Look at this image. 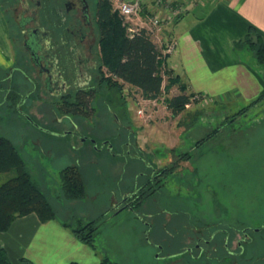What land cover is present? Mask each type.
<instances>
[{
    "label": "rangeland",
    "instance_id": "obj_1",
    "mask_svg": "<svg viewBox=\"0 0 264 264\" xmlns=\"http://www.w3.org/2000/svg\"><path fill=\"white\" fill-rule=\"evenodd\" d=\"M1 1L0 81L8 82L18 42L13 44L16 26ZM108 1L114 10L115 0ZM190 1H183L185 11ZM116 15L130 35L135 21ZM166 26L160 39L153 35L162 56L171 40L165 37ZM102 36L99 21L90 117L67 112V105L43 92L34 101L28 98L19 111L0 106V135L17 145L57 219L70 226L95 219L94 244L101 259L108 256L118 264H264V97L252 104L236 92L205 96L167 63L157 99H144L128 83L116 92L101 79ZM250 38L261 42L256 32ZM244 47L251 56L248 63L264 79V63L248 44ZM176 75L185 83L190 103L174 115L167 100L181 93L180 84L170 82ZM116 116L128 128H121ZM106 138L115 144H106ZM71 165L79 166L86 182L80 199L65 198L61 189V170ZM155 173L161 174L158 180ZM15 175V170L0 172V184ZM150 185L156 189L152 195ZM134 194L140 196L137 205L121 207Z\"/></svg>",
    "mask_w": 264,
    "mask_h": 264
},
{
    "label": "crops",
    "instance_id": "obj_2",
    "mask_svg": "<svg viewBox=\"0 0 264 264\" xmlns=\"http://www.w3.org/2000/svg\"><path fill=\"white\" fill-rule=\"evenodd\" d=\"M190 2L188 11L164 31L165 37L178 41L176 51L165 54L167 66L205 96L236 92L248 100L259 97L264 93L263 75L248 63L247 48L236 43L250 25L264 35V0ZM0 246L12 264H96L101 260L99 251L79 240L62 220L42 222L36 213L19 217L8 230L0 231Z\"/></svg>",
    "mask_w": 264,
    "mask_h": 264
},
{
    "label": "trees",
    "instance_id": "obj_3",
    "mask_svg": "<svg viewBox=\"0 0 264 264\" xmlns=\"http://www.w3.org/2000/svg\"><path fill=\"white\" fill-rule=\"evenodd\" d=\"M116 14L118 12L113 10L112 4L108 0H103L99 18L103 35L100 51L101 79L107 81L116 92H122L123 84L128 83L140 89L144 99H157L163 89L162 69L166 63V57L162 56L157 44L145 28L127 35ZM252 32H256L260 43L252 41L250 38ZM246 44L254 51L256 59L264 63V35L253 25L249 26L246 35L236 43V46L242 47ZM103 67L106 70H103ZM170 82L180 84L181 93L167 100L168 107L174 115H177L190 103V95L185 91L186 85L180 80L179 75L174 76ZM89 96L72 107L69 105L67 112L76 114L82 113L86 107L91 109L90 99L95 97V91L90 92ZM263 97L264 93L253 100L252 104ZM248 108L249 106L244 107L240 113L247 111ZM90 113L85 112V115ZM11 170H15L16 175L0 184V231L8 230L14 220L30 213H36L42 222L56 219L54 205L47 193L32 178L19 148L9 137L0 135V172ZM60 176L61 189L65 198L73 200L85 196L86 182L79 166L71 165L63 168ZM145 187H142L139 195L143 194ZM148 189L151 195L156 191L152 185L148 186ZM134 196H132L134 197L131 203L132 208L135 207L134 204L137 205L140 197L136 194ZM121 207L124 208L126 205L123 204ZM64 225L70 228L79 240L97 250L94 241L98 223L95 219L78 226H70L67 223ZM0 264H12L7 251L1 246ZM69 264L80 263L72 261ZM96 264L118 263L104 256Z\"/></svg>",
    "mask_w": 264,
    "mask_h": 264
},
{
    "label": "flooded vegetation",
    "instance_id": "obj_4",
    "mask_svg": "<svg viewBox=\"0 0 264 264\" xmlns=\"http://www.w3.org/2000/svg\"><path fill=\"white\" fill-rule=\"evenodd\" d=\"M1 2L10 10L11 25L16 26L11 36L13 44L14 40L18 42V49L12 52L9 83L0 81V106L13 105L15 111H19L28 98L34 101L43 92L53 97L55 103L60 101V104L67 105V110L69 105L72 107L90 97L89 93L94 92L92 80L99 66L100 0ZM43 102L47 103L46 100ZM89 107L91 109L86 107L82 113L76 114L91 112L85 115L90 117L94 107ZM67 115L69 113H64V116ZM116 118L121 128H128L122 122L124 119ZM73 126L77 127L75 121ZM92 141L96 142V139ZM110 142L115 144L111 139L106 140V144ZM125 144L129 147L132 142L127 140ZM127 152L131 153L130 150ZM160 176L155 173L153 178L158 180ZM150 179L148 177L142 187L147 186ZM134 197L123 200L124 205L132 207Z\"/></svg>",
    "mask_w": 264,
    "mask_h": 264
},
{
    "label": "built area",
    "instance_id": "obj_5",
    "mask_svg": "<svg viewBox=\"0 0 264 264\" xmlns=\"http://www.w3.org/2000/svg\"><path fill=\"white\" fill-rule=\"evenodd\" d=\"M186 0H115L114 10L129 21H135L136 26H129L130 34L145 28L152 40L155 35L158 39L164 26L173 22L185 13ZM178 47V41L171 39L165 52L173 53ZM189 103L186 105L188 106ZM143 114V110H138Z\"/></svg>",
    "mask_w": 264,
    "mask_h": 264
},
{
    "label": "water",
    "instance_id": "obj_6",
    "mask_svg": "<svg viewBox=\"0 0 264 264\" xmlns=\"http://www.w3.org/2000/svg\"><path fill=\"white\" fill-rule=\"evenodd\" d=\"M128 197V196H127ZM127 197L124 199V200H126L127 199Z\"/></svg>",
    "mask_w": 264,
    "mask_h": 264
}]
</instances>
